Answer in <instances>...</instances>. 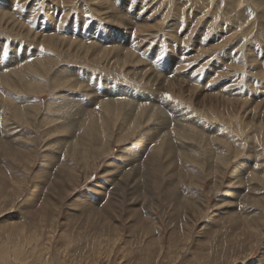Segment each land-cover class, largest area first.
Instances as JSON below:
<instances>
[{"label": "rangeland", "instance_id": "obj_1", "mask_svg": "<svg viewBox=\"0 0 264 264\" xmlns=\"http://www.w3.org/2000/svg\"><path fill=\"white\" fill-rule=\"evenodd\" d=\"M0 264H264V0H0Z\"/></svg>", "mask_w": 264, "mask_h": 264}, {"label": "snow or ice", "instance_id": "obj_2", "mask_svg": "<svg viewBox=\"0 0 264 264\" xmlns=\"http://www.w3.org/2000/svg\"><path fill=\"white\" fill-rule=\"evenodd\" d=\"M169 99H171V97H168Z\"/></svg>", "mask_w": 264, "mask_h": 264}]
</instances>
